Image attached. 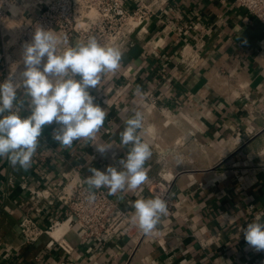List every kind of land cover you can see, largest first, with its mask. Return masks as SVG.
Returning <instances> with one entry per match:
<instances>
[{
  "label": "crops",
  "instance_id": "crops-1",
  "mask_svg": "<svg viewBox=\"0 0 264 264\" xmlns=\"http://www.w3.org/2000/svg\"><path fill=\"white\" fill-rule=\"evenodd\" d=\"M124 1L131 8L138 2ZM155 11L122 52L119 69L102 74L97 88L90 89L107 113L93 138L63 147L52 139L58 127L53 123L44 127L27 169L0 157V264H264V251L251 248L241 230L257 216L264 222V29L236 0H160ZM189 25L197 30L179 31ZM199 39L201 63L185 72L178 64L180 50ZM229 76L243 88L235 89ZM148 96L155 101L151 110ZM28 100L19 89L21 117L30 115ZM136 111L143 117L139 134L153 153L144 166L148 180L174 177L177 210L156 227L165 251L151 237L80 245L78 231L69 234L74 247L69 256L57 247L45 250L47 238L23 245L18 224L24 216L45 228L50 219H62L65 208L34 201L22 185L58 193L62 175L71 169L84 178L90 168L120 170L130 146L121 145L119 133ZM96 144L113 147L101 155ZM102 188L131 219L132 202L152 198L145 183L136 192L114 195Z\"/></svg>",
  "mask_w": 264,
  "mask_h": 264
},
{
  "label": "clouds",
  "instance_id": "clouds-1",
  "mask_svg": "<svg viewBox=\"0 0 264 264\" xmlns=\"http://www.w3.org/2000/svg\"><path fill=\"white\" fill-rule=\"evenodd\" d=\"M59 42L53 32L36 29L31 41L22 45L24 70L20 79L12 74L0 82V157H7L13 166L19 164L25 169L31 166L45 126L58 125L52 131V139L63 147H71L75 140L93 138L107 116L95 103L90 89L97 88L102 74L119 69L122 51L101 45L95 37L86 43L77 41L62 52L58 51ZM21 88L29 98L27 117L20 116L23 102L17 106V92ZM142 120V114L136 111L119 133L121 145L130 146L126 158L119 161L120 170L111 165L104 171L89 169L91 175L84 178V183L92 199L94 190L101 187H107L109 194L114 195L118 191L136 192L147 181L144 166L153 153L139 134ZM95 146L101 155L113 147ZM131 206L135 209L133 223L144 233H151L167 215L166 201L160 197L136 199ZM241 230L251 248L264 251V222L260 216Z\"/></svg>",
  "mask_w": 264,
  "mask_h": 264
},
{
  "label": "built area",
  "instance_id": "built-area-1",
  "mask_svg": "<svg viewBox=\"0 0 264 264\" xmlns=\"http://www.w3.org/2000/svg\"><path fill=\"white\" fill-rule=\"evenodd\" d=\"M160 0H138L134 8L127 7L124 0H0V71L2 82L15 73V68L21 72L24 65L21 59L22 45L30 42L36 29L43 28L53 32L60 41L58 51L62 52L77 41L86 43L90 37H95L103 46L117 47L125 51L133 41L136 33L143 32L155 16V7ZM236 4L250 13L264 29V0H236ZM10 7H17L20 13L14 15ZM81 20L83 23L78 24ZM197 30L195 25L185 26L180 32ZM202 33V30H200ZM65 38L67 42L65 43ZM201 39V38H200ZM194 44H184L180 50L178 64L185 72L197 69L201 63L202 41ZM260 57L264 70V46ZM235 89H242L237 78L229 76L227 80ZM148 109L155 107L152 96L146 97ZM165 125L171 118L161 112ZM264 115V111H262ZM65 183L58 193L48 189H35L22 185L34 201H43L52 206L54 202L65 208L62 219H50L45 228L40 227L29 216H24L18 231L25 246H33L40 239L47 238L45 250L59 248L65 255H71L74 247L68 237L71 232L78 231L77 240L80 245L88 241H107L113 237H128L139 242L146 238L155 239L157 245L165 251V241L155 228L151 233H144L130 216L120 209L101 187L95 189V197L84 183V177L78 169L64 173ZM174 177H162L156 181L145 182L152 198L160 197L166 201L167 215L174 216L177 203L173 201L172 183ZM249 223H247L248 225ZM246 225V226H247ZM57 228H63L61 235L55 239L51 235Z\"/></svg>",
  "mask_w": 264,
  "mask_h": 264
},
{
  "label": "bare ground",
  "instance_id": "bare-ground-1",
  "mask_svg": "<svg viewBox=\"0 0 264 264\" xmlns=\"http://www.w3.org/2000/svg\"><path fill=\"white\" fill-rule=\"evenodd\" d=\"M16 9H18V8H17V7H10V12H11L12 14H14V15L20 13V11L18 12V11H16ZM18 10H19V9H18ZM82 23H83V22H82L81 20L78 21V24H79V25H81ZM15 73H16L18 76H20L21 71L18 70L17 68H15ZM62 231H63V228H57V229L52 233L51 236H52L53 238L57 239V238L61 235Z\"/></svg>",
  "mask_w": 264,
  "mask_h": 264
},
{
  "label": "rangeland",
  "instance_id": "rangeland-1",
  "mask_svg": "<svg viewBox=\"0 0 264 264\" xmlns=\"http://www.w3.org/2000/svg\"><path fill=\"white\" fill-rule=\"evenodd\" d=\"M16 11H18L19 12V10L18 9H16ZM231 171H235L236 170V168L234 169V168H232V169H230Z\"/></svg>",
  "mask_w": 264,
  "mask_h": 264
}]
</instances>
